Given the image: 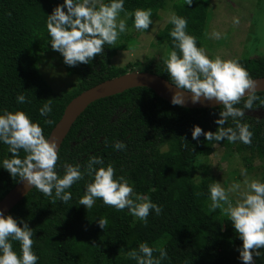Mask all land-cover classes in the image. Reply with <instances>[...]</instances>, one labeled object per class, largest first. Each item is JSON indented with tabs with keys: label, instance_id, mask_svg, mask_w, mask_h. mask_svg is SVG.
I'll return each instance as SVG.
<instances>
[{
	"label": "trees",
	"instance_id": "trees-1",
	"mask_svg": "<svg viewBox=\"0 0 264 264\" xmlns=\"http://www.w3.org/2000/svg\"><path fill=\"white\" fill-rule=\"evenodd\" d=\"M168 1L171 0H125L124 8L128 12L150 8L154 21L158 10ZM209 1L193 0L186 5L182 0L186 6H177L182 13L176 11L187 21L186 32L195 36L197 46L202 48L210 44L206 35ZM62 3L63 0H0V111H24L42 127L46 138L67 103L97 83L129 71L150 72L170 82L161 53L164 45L172 50L169 32L173 26L169 23L156 33L160 54L157 58L130 61L122 66L112 63L119 50L134 49L131 45L139 43L137 36L146 32H135L129 17L127 30L120 34L116 45H105L103 54L94 56L89 64L67 66L55 51L67 75L75 81L65 90L52 86L41 70L43 57L52 52L45 22L46 15ZM120 18H124L123 12ZM234 59L252 79L264 77V56ZM47 60V66L52 67L49 62L53 60ZM136 67L141 69L134 70ZM20 93L30 102L18 104L16 96ZM257 95L264 99V92ZM47 99L52 100L53 111L46 118L39 115L38 109ZM236 106L243 107V99ZM255 110L264 111V105L254 102L253 109H244L241 121L250 125L251 144L227 140L216 143L206 141L203 135L193 140L191 129L196 125L202 131L215 132L214 121L219 118L220 106L184 108L144 87L95 100L76 118L64 137L58 150L57 171L62 175L65 163H79L83 172L88 157L99 156L105 166L113 165L114 178L124 176L135 192L162 206L161 214L157 216L150 210L144 223L127 209L116 210L100 199L86 209L78 204L90 179L84 175L68 189L72 193L69 204L53 202L33 187L6 215L24 220L33 229L32 249L38 257L37 264H136L125 253L138 249L142 242L154 249H166L167 259L162 264H243L237 251L242 241L228 217L220 209L209 212L208 188L215 181L209 167L200 162L216 146L223 147V159L237 155L246 169H252L258 159L262 169L260 181L264 182V115L255 114ZM45 119L53 123L45 124ZM225 127H234L231 118ZM117 140L126 145L125 150L112 147ZM7 148L0 143V160L10 158ZM24 155L21 150L20 158ZM235 171L231 169L234 174ZM19 180L0 168V199ZM101 217L108 220L105 230L96 223ZM12 244L19 255V243ZM260 251L262 255L254 257L255 264H264V249ZM153 256L158 257L159 252L154 251Z\"/></svg>",
	"mask_w": 264,
	"mask_h": 264
},
{
	"label": "clouds",
	"instance_id": "clouds-1",
	"mask_svg": "<svg viewBox=\"0 0 264 264\" xmlns=\"http://www.w3.org/2000/svg\"><path fill=\"white\" fill-rule=\"evenodd\" d=\"M193 0H185L191 5ZM125 0H63L52 12L46 15V28L51 51L58 52L67 66L78 63L89 64L93 57L102 55L105 45L115 46L120 34L124 33L126 20L131 17L136 30H147L153 23L152 10L136 8L128 12L124 8ZM124 13V18L120 14ZM167 22L173 27L169 32L172 37V50L163 57V64L170 82L176 91L171 96L173 105H183L184 91L191 93V102L204 100L220 104L216 131H202L193 125L191 137L193 140L201 135L206 141L228 142L239 141L251 144L253 133L250 125L242 123L244 109H253L254 102L264 105V99L257 95V84L238 60L223 59L220 56L210 57L202 47L197 46L196 37L186 32L187 21L174 11L169 12ZM218 39L220 33H213ZM183 90V91H182ZM243 99V107H237ZM18 104L27 101L25 95L16 96ZM53 111L51 99L45 100L38 112L42 117H48ZM255 114L264 115V111ZM231 118L234 127H225ZM51 124L50 119L44 120ZM0 143L7 145L10 158L0 160V168L6 170L13 178L26 182L53 202L60 201L69 204L72 193L71 186L81 181L84 175L90 179L85 183L83 195L78 204L91 209L97 199L116 210L127 209L128 213L140 221L147 223L150 210L160 215L162 206L152 202L146 196L134 191L133 186L124 176L114 178L115 169L112 164L105 166L104 160L96 155H90L81 170L79 163H65L63 174L57 171L58 149L54 139L45 137L42 127L33 122L22 110L0 111ZM112 147L125 150L122 141H115ZM25 153L20 158V151ZM246 176V170H241ZM245 187L232 184L228 189L220 182L209 185V212L220 209L228 217L242 244L237 248L239 259L243 264H255L254 257L262 255L264 249V182L256 179L245 180ZM230 193H236L234 199ZM98 227L105 230L108 225L106 218L96 220ZM19 225V226H18ZM33 229L22 219L0 213V264H37L38 257L34 254ZM18 242L19 255L13 250L12 242ZM159 256L154 257L153 252ZM126 258L136 264H162L167 259L166 249H154L147 243H140L138 249L125 253Z\"/></svg>",
	"mask_w": 264,
	"mask_h": 264
},
{
	"label": "rangeland",
	"instance_id": "rangeland-1",
	"mask_svg": "<svg viewBox=\"0 0 264 264\" xmlns=\"http://www.w3.org/2000/svg\"><path fill=\"white\" fill-rule=\"evenodd\" d=\"M184 5L182 0L166 2L158 10L156 19L152 20L151 29L143 31L141 36H137L139 43L131 45L134 49L119 50L112 58V63L122 66L130 61H143L142 59L160 55L158 53L159 46H156V33L168 23L169 12L176 13V11H180L177 6L184 7ZM180 13L182 12L180 11ZM217 32L220 33L218 39L213 35ZM206 35L210 44L206 45L207 41L205 40V45L208 47L204 46L203 49L210 57L220 56L223 59H234L264 56V0H210ZM168 52L169 50L164 45L161 50L162 55L165 57ZM47 59L53 60L49 62L52 67L47 66ZM140 69L139 67L134 68V70ZM41 70L43 71L41 74L44 77L46 74L50 84L60 90L70 88L75 81L74 77L67 75L58 56L53 51L43 57ZM224 153L223 147L216 146L215 151L200 162L201 165L209 167L210 175L214 177L215 182H220L225 189L234 183L240 184L241 190H243L246 179L261 180L262 169L258 159L254 160L252 169H246L239 156L232 157L230 155L227 159H223ZM231 169L236 170L237 173H232ZM241 170H246V176L241 175ZM229 195L234 199L237 194L230 193Z\"/></svg>",
	"mask_w": 264,
	"mask_h": 264
},
{
	"label": "water",
	"instance_id": "water-1",
	"mask_svg": "<svg viewBox=\"0 0 264 264\" xmlns=\"http://www.w3.org/2000/svg\"><path fill=\"white\" fill-rule=\"evenodd\" d=\"M253 80L256 81L257 84V93L264 92V77L253 78ZM137 87L148 88L159 98L169 103H171L173 92L176 91L175 86L172 85L171 82L150 72L129 71L117 77L104 80L84 90L67 103L60 119L50 131L48 135L49 139H54L56 141L57 149L59 150L71 125L90 103ZM190 97L191 93L184 91V103L179 106L190 109H205L220 106V104L214 100L209 101L203 98L197 103H192ZM31 189L32 187L27 186L26 182L20 179L14 187L0 199V213H8V211Z\"/></svg>",
	"mask_w": 264,
	"mask_h": 264
}]
</instances>
